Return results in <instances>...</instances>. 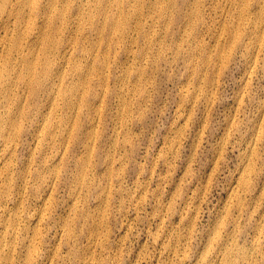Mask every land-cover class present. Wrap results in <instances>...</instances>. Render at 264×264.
Segmentation results:
<instances>
[{
	"label": "rangeland",
	"instance_id": "374dc122",
	"mask_svg": "<svg viewBox=\"0 0 264 264\" xmlns=\"http://www.w3.org/2000/svg\"><path fill=\"white\" fill-rule=\"evenodd\" d=\"M0 264H264V0H0Z\"/></svg>",
	"mask_w": 264,
	"mask_h": 264
},
{
	"label": "bare ground",
	"instance_id": "6f19581e",
	"mask_svg": "<svg viewBox=\"0 0 264 264\" xmlns=\"http://www.w3.org/2000/svg\"><path fill=\"white\" fill-rule=\"evenodd\" d=\"M7 21H8V23H9V19H8Z\"/></svg>",
	"mask_w": 264,
	"mask_h": 264
}]
</instances>
